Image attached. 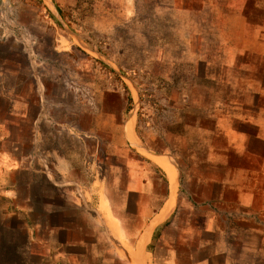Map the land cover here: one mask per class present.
I'll return each mask as SVG.
<instances>
[{
	"label": "rangeland",
	"instance_id": "obj_1",
	"mask_svg": "<svg viewBox=\"0 0 264 264\" xmlns=\"http://www.w3.org/2000/svg\"><path fill=\"white\" fill-rule=\"evenodd\" d=\"M1 3L0 152L14 168L0 192V264H50L58 240V256L84 253L74 264H130L133 116L140 154L179 172L170 224L148 250L144 234L135 260L225 264L229 249L230 264H264V202L223 203L264 184L252 154L264 153V0ZM111 205L128 239L108 234L98 210L115 229Z\"/></svg>",
	"mask_w": 264,
	"mask_h": 264
},
{
	"label": "crops",
	"instance_id": "obj_2",
	"mask_svg": "<svg viewBox=\"0 0 264 264\" xmlns=\"http://www.w3.org/2000/svg\"><path fill=\"white\" fill-rule=\"evenodd\" d=\"M2 0H0V3ZM2 4V3H1ZM129 141V140H128ZM130 142V141H129ZM253 155L260 161L261 158L264 159V153L258 152V151H252ZM162 157H165L164 155H161ZM134 158L137 160L134 161ZM168 158V157H167ZM148 160L149 163H145L144 160ZM137 164V166L141 167H136L132 166ZM10 160H7L4 156L3 153L0 152V192L1 195L4 194L5 191H3V181L5 183V171L8 168V170H11L10 168H14V166H10ZM158 167L164 171L168 177V185H167V190H168V197L166 200L162 199L160 200L159 197V183L156 181V172L155 168ZM128 172H127V178L125 182V204H126V211L131 210V206H135V219H139L140 223V231H138L139 238L135 247H132V252L129 254L128 261L131 264V260L134 261L136 264L138 262L135 260L133 256V252L136 251L139 242L141 241L142 237L146 232L151 228V237L148 241L147 245V250L148 246L150 243H152V240L154 238V235L156 232L162 228L165 224L167 219L170 217L171 212L174 210H170L166 215L162 216L164 213L165 207L169 203L170 197H171V180L167 174V172L159 165L156 164L155 161H153L149 156L140 154L138 150H133L132 147V154L130 156L128 166H127ZM12 171H16L13 169ZM179 179V175H178ZM256 187V186H255ZM251 188L248 193H243L240 191V187L237 188L238 193H239V198L236 202H223L228 205L230 204H236L238 206V209L240 210V207L242 208H252L255 200L258 198L260 201L263 203L264 202V184L262 185L260 194H257L254 192V189H259V188ZM249 197V198H248ZM257 197L256 199H254ZM86 199V196H85ZM86 201V200H85ZM178 201V200H177ZM133 203V205H132ZM110 212L113 215V218L118 222V225L115 229L113 227H110V224L108 221L105 220L103 214L100 213L98 210L100 216L104 219L105 227L107 229L108 234L114 238L116 241L122 240L124 237L127 238L128 235H130L132 232L128 230V226L126 225V218L120 217L116 214V211H114V208L109 207ZM112 208V209H111ZM264 208V207H263ZM263 210V209H262ZM240 215V213H239ZM162 216V217H161ZM161 217V218H160ZM61 230V229H60ZM59 230V231H60ZM57 232V231H54ZM128 239V238H127ZM121 243V242H120ZM61 248V245H54L49 248V262L50 264H70V258L68 255H66L64 258L61 255H57L56 252L59 251ZM53 252H55L53 254ZM125 252V251H124ZM148 252V251H147ZM223 255L227 258V262L225 264H230L229 263V249H226V252L223 253ZM48 259H45L47 262ZM48 263V262H47ZM207 264V263H205Z\"/></svg>",
	"mask_w": 264,
	"mask_h": 264
},
{
	"label": "bare ground",
	"instance_id": "obj_3",
	"mask_svg": "<svg viewBox=\"0 0 264 264\" xmlns=\"http://www.w3.org/2000/svg\"><path fill=\"white\" fill-rule=\"evenodd\" d=\"M135 124H136V117L133 116V118L130 119V126L128 128V138H129L130 142L134 146L138 147V149L140 151V146L142 144L140 145V140L138 139V137L136 135ZM143 153H144V155L149 156L157 164H159L167 172V174L171 180V197H170L169 203L165 207L164 215H166L170 210H172V208H174L176 206V203H177L178 190H179L178 170L170 158L162 157V156H160V157L152 156L147 151H144ZM138 264H143V263L141 261H138Z\"/></svg>",
	"mask_w": 264,
	"mask_h": 264
},
{
	"label": "trees",
	"instance_id": "obj_4",
	"mask_svg": "<svg viewBox=\"0 0 264 264\" xmlns=\"http://www.w3.org/2000/svg\"><path fill=\"white\" fill-rule=\"evenodd\" d=\"M133 98H132V96L130 95L129 96V104H130V107H129V109L131 110V108H132V106H133ZM135 160H137L136 158H134V161ZM144 160V159H143ZM145 161V163L147 162V163H149L150 164V162L148 161V160H144ZM155 172H156V174H157V176H156V181L159 183V188L161 187V192H160V194H159V197H160V200H162V199H164V200H166V198L168 197V190H167V185H168V177H167V175H166V173L164 172V171H162V169H160V168H158V167H156L155 168ZM170 223L168 222V223H166L162 228H164L165 226H168ZM161 228V229H162ZM58 242L60 243V245H61V247L62 246H66L65 245V243L63 242V241H61V240H58ZM82 243V242H81ZM78 243H76V245H77ZM32 254H34V252H32ZM67 254H68V256L70 257V264H74V261H73V259H77V261H79L80 262V260H78V258L79 257H83L84 256V253H77V252H70V251H68L67 252ZM114 261H115V263L116 264H124L121 260H119L118 258H116L115 256H113V258H112Z\"/></svg>",
	"mask_w": 264,
	"mask_h": 264
},
{
	"label": "water",
	"instance_id": "obj_5",
	"mask_svg": "<svg viewBox=\"0 0 264 264\" xmlns=\"http://www.w3.org/2000/svg\"><path fill=\"white\" fill-rule=\"evenodd\" d=\"M150 155L152 156H156V157H160L161 155H157V154H154V153H150L148 152ZM178 170V169H177ZM178 175H179V172H178ZM179 180V179H178ZM131 264H136L134 261L131 260Z\"/></svg>",
	"mask_w": 264,
	"mask_h": 264
}]
</instances>
